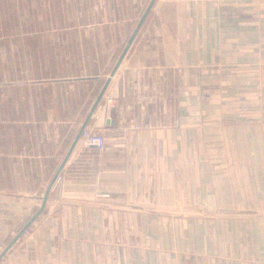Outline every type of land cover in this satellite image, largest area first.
<instances>
[{"label":"crops","instance_id":"obj_1","mask_svg":"<svg viewBox=\"0 0 264 264\" xmlns=\"http://www.w3.org/2000/svg\"><path fill=\"white\" fill-rule=\"evenodd\" d=\"M92 1L109 34L47 35L55 71L8 101L0 79V252L16 234L6 218L39 207L149 2ZM91 129L104 146L81 132L0 264H264V0H154Z\"/></svg>","mask_w":264,"mask_h":264},{"label":"rangeland","instance_id":"obj_2","mask_svg":"<svg viewBox=\"0 0 264 264\" xmlns=\"http://www.w3.org/2000/svg\"><path fill=\"white\" fill-rule=\"evenodd\" d=\"M81 2L79 3L78 0L64 2L63 0H0V79L3 77L7 84V101L14 98V94L25 93L23 87L13 84H29L36 78L45 77L44 74H38L39 72L55 71L54 53L52 49H47L48 46L52 48L53 44H47V35L109 34V28L93 27V22L107 17L108 11L95 10L92 0L87 3ZM130 28L125 25L113 27L112 34L116 30L119 39H124ZM77 50L78 48H70L71 52H75L73 54L75 58L72 59L75 69L77 63L82 64ZM3 69L4 76L1 74ZM6 221L7 228H12L11 234L7 237L8 241L26 221L21 220L16 225V220L10 217H7ZM27 228L28 226L25 230ZM137 237L139 235H128L127 238L130 240L127 242L136 243ZM140 237L144 238L141 241L143 245L151 246V236L146 234ZM117 238L116 242L119 244L126 241L122 236Z\"/></svg>","mask_w":264,"mask_h":264},{"label":"water","instance_id":"obj_3","mask_svg":"<svg viewBox=\"0 0 264 264\" xmlns=\"http://www.w3.org/2000/svg\"><path fill=\"white\" fill-rule=\"evenodd\" d=\"M153 2H154V0H149V2H148V4H147L146 8L144 9L143 13L141 14L140 18L138 19L137 24L135 25V27H134L132 33L130 34V36H129L127 42L125 43V45H124L122 51L120 52V54H119L117 60L115 61V63H114V65H113V67H112V69H111L109 75L107 76V78H106L104 84H103L102 87L100 88V90H99V92H98V94H97V96H96L94 102L92 103V105H91V107H90V109H89V111H88V113H87V115H86L84 121L82 122V124H81V126H80V128H79V130H78V132H77V134L75 135V138H74V140L72 141L71 146H70L68 152L66 153V155H65V157H64V159H63V161H62V163L60 164L58 170L55 172L54 176L52 177V179L50 180L49 184L47 185V187H46V189H45V191H44V194H43V196H42L41 203H40L39 207L33 212V214H32V215L26 220V222L22 225V227L16 232V234H15V235L9 240V242H8V243L5 245V247L1 250V252H0V256H1V255H2V254L8 249V247H9L10 245H12V244L14 243V241H15V240L20 236V234L25 230V228H26V227H27V226H28V225H29V224H30V223L36 218V216H37V215L42 211V209L44 208V205H45V202H46V198H47V194H48L49 188H50V186H51L53 180L55 179L56 175L58 174V172H59V170H60V168H61L63 162L65 161V159H66V157H67V155H68L70 149L73 147L74 143L76 142V140H77L78 137L80 136L81 132L83 131V128L85 127L86 123L88 122L90 116H91L92 113L94 112V110H95V108H96L98 102L100 101V99H101V97H102V95H103V93H104V91H105V89H106V87H107V85H108V83H109V81H110V77L114 74L116 68L118 67V65H119V63H120V61H121V59L123 58V56H124V54H125V52H126L128 46L130 45V43H131L133 37L135 36V34L137 33L138 29L140 28V26H141V24H142V22H143V20H144V18H145V16H146V14L148 13V11H149L151 5L153 4Z\"/></svg>","mask_w":264,"mask_h":264},{"label":"built area","instance_id":"obj_4","mask_svg":"<svg viewBox=\"0 0 264 264\" xmlns=\"http://www.w3.org/2000/svg\"><path fill=\"white\" fill-rule=\"evenodd\" d=\"M85 133L84 141L87 144H94L97 148H102L105 144V137L102 133L94 130H83ZM82 131V132H83Z\"/></svg>","mask_w":264,"mask_h":264}]
</instances>
